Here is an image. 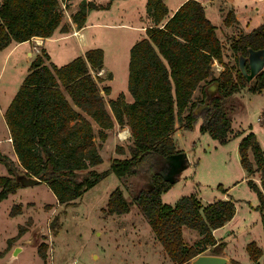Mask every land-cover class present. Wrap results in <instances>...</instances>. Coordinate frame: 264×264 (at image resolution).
<instances>
[{
	"label": "trees",
	"instance_id": "1",
	"mask_svg": "<svg viewBox=\"0 0 264 264\" xmlns=\"http://www.w3.org/2000/svg\"><path fill=\"white\" fill-rule=\"evenodd\" d=\"M68 0H0V50L11 41L22 42L31 37H50L60 25ZM105 5L80 0L77 10L70 15L76 27L83 25L88 9ZM144 36L131 44L128 52L126 89L104 102L109 85L98 87L102 78L103 51L100 47L87 48L61 65L45 63L48 55L43 48L30 60L26 73L3 111V120L16 155L17 164L0 151V164L6 174L0 175V200L22 185L16 175L34 176L46 184L57 203L70 204L83 191L103 179L109 172L117 177L143 174L146 186L139 188L127 200L121 188L108 194L104 211L108 214L128 212L136 204L147 221L154 237L174 264L189 261L206 247L217 254L216 247L224 242L216 239L212 230L230 220L235 212L231 198L215 199L203 204L194 194L180 196L174 204L164 203L161 193L174 182L164 178L169 163L166 157L181 152L172 138L179 124L191 129L197 104H204L200 132L223 143L231 132V95L246 87L250 92L264 90V61L250 74V56L264 55V20L248 32H240L229 42L234 63L223 62L222 45L215 25L206 16L200 0H183L167 15L163 0H146ZM227 11L223 22L234 21ZM66 31V28H63ZM260 60V59H259ZM222 69L214 74L211 63ZM93 72L95 73L93 75ZM111 79V73L106 76ZM214 87L213 94L207 95ZM195 89L199 97L192 98ZM127 126L131 133L127 155L113 157L103 170L93 167L102 161L100 142L106 129ZM93 124L96 125L94 131ZM115 152L124 154L122 146ZM239 163L248 174L245 181L256 192L257 209L264 213V150L255 134L249 131L237 143ZM84 173L80 176V173ZM258 173L260 187L251 176ZM219 189H224L217 185ZM11 214L18 212L14 205ZM58 215L49 222L57 228ZM195 230L199 239L186 244L182 227ZM23 231L21 226L18 235ZM10 241V240H9ZM45 243L39 244L38 255L44 257ZM251 264H260L261 249L255 241L245 244ZM226 264H243L228 259Z\"/></svg>",
	"mask_w": 264,
	"mask_h": 264
},
{
	"label": "rangeland",
	"instance_id": "2",
	"mask_svg": "<svg viewBox=\"0 0 264 264\" xmlns=\"http://www.w3.org/2000/svg\"><path fill=\"white\" fill-rule=\"evenodd\" d=\"M164 1L169 11L177 2ZM200 2L204 3L207 14L216 24L219 15L225 16L227 11H232L234 17L237 14V19L235 17L229 25L224 24L222 19V24L215 26L216 35L222 45L223 62L228 65L234 63L229 42L240 32L258 24L261 10L264 12V0ZM133 3L136 13L142 0H133ZM106 18L110 23H116L117 14L105 10H92L90 13L91 20ZM129 18L130 23L134 25L141 23L145 16L140 19L131 15ZM63 21L69 22L68 10L63 11ZM88 30L92 32V38H89L87 48L100 47L103 50L105 69L98 72L102 80L98 81L97 85L100 89L105 85L110 87L109 94L100 91L107 108L108 98H114L120 92L126 94L125 99H131L126 89L127 61L125 62L124 47L136 31L108 25ZM127 32L130 35H126ZM41 45L42 39L34 38L29 48L28 43L19 45L4 61L5 50L0 51V151L7 154L16 164V155L6 134L3 111L29 64V56L25 52L30 49L35 55L40 52ZM44 47L50 56L48 63L55 65H61L69 60L68 57L79 53L74 46V37L58 42L45 41ZM211 67L214 74H217L218 67H215L214 61ZM108 73H111V79L106 78ZM214 89L211 88L209 94H213ZM196 90L193 93L194 99L200 96L199 90ZM229 103L234 107L230 111L232 133L228 134L223 143L212 138L208 132L199 131L204 105L195 110L192 128L179 142L185 154L184 166L175 175L173 186L162 192L160 197L162 202L168 204H174L180 196L189 194H194L202 203L221 199L223 194L231 198L235 206L234 216L228 225L215 232L218 240L225 243L223 248L216 247V251L222 255L224 249L232 259L247 264L249 257L245 244L248 241L253 240L257 246L264 248V214L257 209L256 192L247 182L242 180L236 183L241 176H248L241 167L236 152L238 140L249 131L256 134L264 150V90L250 92L243 87L231 95ZM177 127L181 126L177 124ZM129 139L127 137L102 143L95 136L94 142L100 143L102 161L93 168L100 171L105 169L114 156L121 155L115 152V146L126 148ZM6 173V169L0 164V175ZM83 173L84 171L80 176ZM147 182L148 177L143 174L117 177L113 172H109L103 179L83 191L73 203L67 205L57 203L49 188L42 182L19 187L15 193H10L0 200V264H174L154 237L136 204L132 203L129 211L121 214H108L103 209L108 194L115 187L121 188L124 197L130 200ZM218 184L225 192L217 187ZM257 184L260 187V180ZM14 205L18 206V212L12 215ZM56 214L58 226L53 231L49 228V222ZM21 226L23 231L18 235ZM182 235L186 244H192L199 239L195 230L185 226L182 227ZM41 243L46 244L44 257H40L37 252ZM210 251L209 247H206L200 253L207 254Z\"/></svg>",
	"mask_w": 264,
	"mask_h": 264
},
{
	"label": "crops",
	"instance_id": "3",
	"mask_svg": "<svg viewBox=\"0 0 264 264\" xmlns=\"http://www.w3.org/2000/svg\"><path fill=\"white\" fill-rule=\"evenodd\" d=\"M79 1L80 0H68L67 1V7H65V10H68L69 11V22L68 23L64 22L63 21V16H62V19L60 21V25L56 29H54V31L50 35V37H37V36H35V37H31L29 40L22 41V42H14V41H11L7 46H5L3 49L0 50V51H4L5 50L4 55H3V61L19 45H23L25 43H28V48H29L30 42L34 38H40V39H42L41 48H43L45 50V47H44L45 41L58 42V41H63L65 39L69 38V37H74V46L77 48V50H78L77 52H79L78 54L76 53V55H82L84 53V51L87 49L88 43L90 42L89 41V38H92V32L89 31L88 29L94 28V27H98V26H103V25L125 27L127 29H130V31H136V34L134 35V37H132V39L124 47L125 62L128 61L129 47L137 39H140V38H142L144 36V34H145L144 33L145 26H147L148 24H150V19L146 16V11H145V3H146V0H142V3L140 4V6L138 7V9H136V13L134 12L135 9H133V7H134L133 0H85V1H91V2H93L95 4H100V5H105L106 3H108V6L105 7V8H99V9H88L86 11V15H85V19H84L83 25L81 27H76L75 23L72 22L70 15L77 10ZM182 1L183 0H177V2L174 3V5H173V7H172V9L170 11L167 8V15L166 16H169L177 8V6ZM163 2L165 3L164 0H163ZM202 4L204 6L205 14L210 19V21L215 26H217L218 23H221L222 24V19H223L224 16L219 15L217 24L214 23L212 21V19H211V16L209 14H207L206 6L204 5V3H202ZM165 5H166V3H165ZM92 10H105L106 12H109V13L110 12L116 13L117 14L116 23H110L111 21L108 18L101 19V20L100 19H96V20L93 19V20H91L90 19V13H91ZM131 15L134 16L135 18H136V16H138V18H140V19H142V16L144 15L145 18L142 19L143 21H141V23H134V25H133L132 23H130L131 21H130V18L129 17ZM124 17H126L127 19H125ZM235 17L237 19V14H236ZM259 17H260V20H259L258 24L261 23L264 20V12H263V9L261 10V14H260ZM253 27L254 26H251L249 29L245 30L244 32H248ZM63 28H66V31H64ZM216 31H217V27H216ZM127 33L128 34H126V35H130L129 32H127ZM45 52L47 53L48 60H49V57L50 56H49V54H48V52L46 50H45ZM25 54L27 56H29V62L34 57L33 53L30 51V49L27 50L25 52ZM68 58L70 60L71 58H73V55H72V57H68ZM48 60H45V63H47ZM216 64L218 65L217 66L218 68H216V69H218V71H219V68H220V70H221L222 69L221 68L222 65H220L217 62H216ZM102 69H105L103 67V62H102ZM210 89L211 88L208 89L207 93H209ZM195 91H197V90L195 89L193 91V93ZM193 93H192V98H193V95H194ZM123 94H124V97H126V94L124 92H123ZM12 95H11V97H12ZM11 97H10V99H11ZM126 100L127 101H131V99L129 97L126 98ZM5 127H6V125H5ZM93 127H94V124H93ZM109 130H113V131H116V132L115 133L114 132L113 133H110ZM188 130L189 129H184L182 127L178 128L177 125H176V128H175V130H174V132L172 134V138H173V140L175 142V145H176V147L179 150H181V152H179V153H182V154H184V153L182 151V148L180 147L179 142L186 136V133H187ZM105 131H106L107 134H106L105 140L102 143H108L109 141L112 142V141H116V140H121V137L122 136L125 137V138L128 137V139H129V136H128L129 130H128L127 126H119L115 121L113 123V126L111 128H109V129H106ZM6 134L8 135L7 128H6ZM255 136H256V134H255ZM128 142H130V139L128 140ZM124 150H125L124 154H121L120 156L117 155V156H114V157H124V156H126L127 155V150H126V148H124ZM99 153H100V150H99ZM236 154H237V158L239 159L238 151L236 152ZM184 158H185V154H184ZM247 177L248 176H246V175L241 176L238 180H236V183H239L242 180L245 181ZM251 178H252V180L254 182L256 181L255 183L257 184V181H259L258 173H254L251 176ZM173 184L171 186H173ZM17 189L15 190V192L17 191ZM221 199H227V196H225V194H223L221 196ZM203 204H205V203H203ZM233 216H232V218L230 220H228L227 222H225L222 226H220V227L215 228V229L212 230V233H213V235H214V237L216 239H219V238L215 236V232L218 229H221V228L225 227L226 225H228L230 223V221H232ZM260 249H261V252L262 253H261V256L259 257L258 261H259L260 264H264V248H261L260 247ZM221 254L223 256H225L227 259H231L232 258L231 255H229V253H227L226 251H224V249H222ZM247 264H251L250 259H249V263H247Z\"/></svg>",
	"mask_w": 264,
	"mask_h": 264
},
{
	"label": "water",
	"instance_id": "4",
	"mask_svg": "<svg viewBox=\"0 0 264 264\" xmlns=\"http://www.w3.org/2000/svg\"><path fill=\"white\" fill-rule=\"evenodd\" d=\"M263 61H264L263 54H262V57L261 55L260 56H257V55L250 56V74L248 78H250L254 74V72H256L262 66ZM203 105L204 104H197L196 109L199 106H203ZM195 110L194 112H196ZM165 160L169 162V166L163 177L169 179L171 182H174L175 175L178 174L180 169L184 166V162H185L184 154L177 153L169 157H166ZM16 180L19 181L22 186L33 185L39 182V179L37 177L26 176L24 174L16 175ZM12 255L14 256V252ZM227 262H228V259L223 255L211 254V253H207V254L200 253L194 256L193 258H191L188 264H226Z\"/></svg>",
	"mask_w": 264,
	"mask_h": 264
},
{
	"label": "clouds",
	"instance_id": "5",
	"mask_svg": "<svg viewBox=\"0 0 264 264\" xmlns=\"http://www.w3.org/2000/svg\"><path fill=\"white\" fill-rule=\"evenodd\" d=\"M128 136L129 137L131 136V133L130 132L128 133ZM121 139H125V137L122 136Z\"/></svg>",
	"mask_w": 264,
	"mask_h": 264
},
{
	"label": "built area",
	"instance_id": "6",
	"mask_svg": "<svg viewBox=\"0 0 264 264\" xmlns=\"http://www.w3.org/2000/svg\"><path fill=\"white\" fill-rule=\"evenodd\" d=\"M214 64H215V67H217V66H216V62H215V61H214ZM8 139L10 140V138H8ZM10 141H11V140H10Z\"/></svg>",
	"mask_w": 264,
	"mask_h": 264
}]
</instances>
